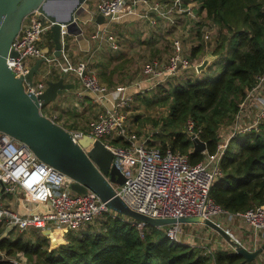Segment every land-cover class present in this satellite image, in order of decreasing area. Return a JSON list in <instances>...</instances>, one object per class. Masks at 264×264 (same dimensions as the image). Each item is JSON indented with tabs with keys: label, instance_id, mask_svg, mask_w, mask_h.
Wrapping results in <instances>:
<instances>
[{
	"label": "built area",
	"instance_id": "built-area-1",
	"mask_svg": "<svg viewBox=\"0 0 264 264\" xmlns=\"http://www.w3.org/2000/svg\"><path fill=\"white\" fill-rule=\"evenodd\" d=\"M89 5L91 9V3ZM181 6V0H174L173 7L163 6L158 0H97L95 9L105 18L106 25L100 29L101 33L109 32V24L126 15L132 14L155 22L156 16L153 17L152 12L170 19L173 8L179 10ZM53 24L54 21L38 9L28 13L12 41L11 49L16 54L8 55V66L16 77H22L24 90L34 94L45 89L46 80L55 72L77 78L80 84L77 98L81 99L88 93L98 105L99 113L85 128L67 129L75 140L85 133L100 138L112 151L113 163L126 177L123 184L116 185L121 198L131 208L154 217L201 215L222 226L225 221L223 216L226 219L239 217L250 231L246 243L240 241L229 227H224L248 248L259 247L257 241L264 240V205L232 214L210 196L212 183L222 174L220 162L227 143L218 144L214 153H207L201 161L193 164L187 154L170 148L163 150L158 144H152V138H141L130 125L128 106L132 95L126 86L109 87L90 66L89 59L74 61L63 47L61 54L56 56L53 50L42 45ZM68 34L70 32L66 25H61L62 42ZM107 38L115 48L114 35L109 33ZM172 46L165 60L155 58L143 66V74L153 86L183 75L196 65L180 40L174 39ZM41 57L43 61L39 66L38 77L34 75L33 83L30 84L25 76L30 66ZM259 96L261 103L257 113L250 116L252 122L235 126L228 140L258 129L264 121V72L256 75L255 82L239 103L234 118L242 121L248 117L254 100ZM44 114L61 124L56 120L55 113L48 111ZM187 127L190 136L196 133L192 120L188 121ZM113 138H121L124 143H113ZM72 181L65 173L39 159L28 144L0 130V239L11 231L38 230L45 233L78 228L105 212L117 213L93 191H74L70 186ZM18 200L33 203L35 207L20 212L12 207V201ZM138 226L142 228L143 224L138 222ZM180 230L181 223H171L167 225L166 234L180 241ZM2 253L13 264H33L23 252L9 257ZM244 264H261V261Z\"/></svg>",
	"mask_w": 264,
	"mask_h": 264
},
{
	"label": "trees",
	"instance_id": "trees-1",
	"mask_svg": "<svg viewBox=\"0 0 264 264\" xmlns=\"http://www.w3.org/2000/svg\"><path fill=\"white\" fill-rule=\"evenodd\" d=\"M190 1L197 2L199 10L218 26L212 52L225 54L224 64L220 72L211 67L204 77H190L172 86L169 116L154 135L159 142L152 143L185 153L194 164L217 150L219 128L232 123L256 75L264 72V0H182V5ZM48 40L52 51L51 32ZM203 50L200 40L192 46L191 58ZM189 120L206 142L205 151L194 150L187 130ZM111 142L124 143L121 138ZM234 148L230 143L226 147L220 162L222 174L210 188L214 201L232 214L264 205V121L258 129L244 133L239 151ZM97 219L96 224L71 233L68 243L56 250L48 251L46 238L31 230L35 238L28 231H11L2 237L0 251L6 255L23 252L30 262L35 257L36 264H242L244 259L234 249H218L210 255L199 246L170 238L167 227L165 231L151 224L140 228L139 221L120 213L105 212ZM0 264L13 263L4 258Z\"/></svg>",
	"mask_w": 264,
	"mask_h": 264
},
{
	"label": "water",
	"instance_id": "water-1",
	"mask_svg": "<svg viewBox=\"0 0 264 264\" xmlns=\"http://www.w3.org/2000/svg\"><path fill=\"white\" fill-rule=\"evenodd\" d=\"M87 0H0V130L5 131L29 145L42 161L59 169L73 179L71 188L76 192L91 190L106 202L107 206L122 215L142 224L168 225L181 222H203L222 234L243 256L242 264L254 260L264 249L263 243L250 249L234 238L228 230L214 220L201 215L180 217H154L131 208L116 191V185L124 183L126 177L113 163V153L102 139L85 133L75 140L70 131L41 111V107L55 100L74 83L66 82L64 76L47 79L45 89L39 93L26 92L22 77H16L7 63L8 55H15L11 49L14 37L21 28L23 18L38 9L50 20L53 53L61 54V25L68 29L79 28L81 21L91 15ZM96 21L104 22L102 14ZM218 54L212 51L195 65L200 73L205 70ZM43 58H37L30 66L25 78L32 84L39 72ZM194 150L205 151L206 142L196 133H191ZM4 254L0 251V260Z\"/></svg>",
	"mask_w": 264,
	"mask_h": 264
},
{
	"label": "rangeland",
	"instance_id": "rangeland-1",
	"mask_svg": "<svg viewBox=\"0 0 264 264\" xmlns=\"http://www.w3.org/2000/svg\"><path fill=\"white\" fill-rule=\"evenodd\" d=\"M90 1V0H89ZM96 1L91 2V8L95 9ZM182 1V0H181ZM195 3H191L188 6H181L178 12L183 13L181 19H179L178 24L176 27H173L171 30V34L167 31L166 37L169 42L168 48H163L162 43L166 42V39L160 43H157L150 48L142 39L145 36L152 35L151 28L152 27L146 18H141L136 21H132L129 24H123L122 26L118 27V38L120 41H125L128 43V49H126V53L123 57L117 58L115 63L117 67L129 69L130 75H124L122 79L129 77L131 81H138V82H145V76L143 74V66L145 63L149 62L155 57H158L162 60L171 53L172 51V41L174 39L180 40L184 49L187 53L191 54L192 46L197 44L198 42L203 41L204 43V50L200 52V54L193 59L194 64L201 62L203 57L208 53V51H212V49L216 45V39L218 36V26L212 22L209 17H206L204 11H200L198 5H194ZM193 6V7H192ZM180 16V15H179ZM200 33V37H199ZM171 35V36H170ZM206 39V40H205ZM151 40V39H149ZM121 43V42H120ZM160 47H159V46ZM112 46V45H111ZM158 49H154V48ZM112 48H114L112 46ZM151 49V52L149 51ZM48 49L51 50V46L49 43ZM107 51L106 49H104ZM115 54H120L119 51H115ZM119 56V55H116ZM225 54L218 56L215 61L209 65L205 70L202 71V74L199 77H204L211 69L214 67L217 72H220L223 64H224ZM214 64V65H213ZM215 72V71H214ZM199 72L196 70L195 66L191 67L189 70L184 72L183 75L175 76L171 78L168 82L156 84L154 86L147 85H133L130 90L127 91L132 95V101L128 106V116L131 128L137 132V134L142 137H149L153 139L152 141L159 142V139L156 138L154 135L156 132L162 128V124L165 118L169 116V106L172 103L170 97L171 88L172 86L176 85L182 80L187 78H195ZM201 73V72H200ZM38 77V74H35V78ZM143 80V81H142ZM121 83V82H120ZM107 84V83H106ZM140 84V83H139ZM108 85V84H107ZM109 87H113L108 85ZM116 86V85H114ZM247 92V91H246ZM170 93V94H169ZM165 96L167 100H164ZM244 98V97H243ZM243 100V99H242ZM261 101L260 96L254 100V104L252 105L250 115L245 117L242 121L237 120L236 118L233 119L232 123L229 125H222L219 128L220 140L219 144H224L225 142L228 144L230 143L231 146L239 151L240 147V140L243 138L244 133L239 134V136L232 141L228 140V137L231 135L235 126H241L242 124L246 123L249 124L252 122L253 116L257 113V108L259 107ZM48 104V103H47ZM45 104L43 106L42 111L44 113H48L49 106ZM59 112V111H58ZM83 123H86L87 119L84 118L79 119ZM85 120V121H84ZM157 120L159 123L154 125V121ZM70 123V120L67 123ZM80 125V124H79ZM133 126V127H132ZM70 127V126H69ZM68 127V128H69ZM186 128V125H183ZM73 128V127H70ZM188 130V127H187ZM155 143V142H154ZM152 143V144H154ZM226 146V147H227ZM101 217V216H99ZM224 218V226L231 225L230 221H227L226 217ZM97 217L93 218L91 221L86 222L83 226L78 228H66L64 230H56V231H48L42 232L37 230V234H39L42 238H46L47 245L44 246L47 248L48 251L56 250L59 248L60 245L68 243V236L71 233H76L82 228H86L88 225L96 224ZM235 220V219H234ZM237 224V221H233ZM149 226V225H148ZM150 227L165 231L167 225L157 226L151 225ZM182 230H180L179 239L180 242L188 243L191 245L199 246L202 248V251L209 253L212 255L218 249H234L232 245L227 246L228 244L224 243V239H226L222 234H220L216 229L212 228L211 226L203 223V222H181ZM244 228V227H243ZM240 232V237L243 239L245 238L246 234L248 233L247 229H243ZM18 232V231H13ZM32 232V233H31ZM234 234L235 232L232 231ZM29 234L31 238H35L33 231L26 232ZM25 233V234H26ZM47 233V234H46ZM26 234L25 236H27ZM227 240V239H226ZM241 241V238H240ZM12 256V255H6ZM5 257V255H4ZM264 256L260 257V260H263ZM27 258V257H26ZM28 259V258H27ZM257 260V259H255ZM31 262L35 263V257L31 259ZM36 264V263H35Z\"/></svg>",
	"mask_w": 264,
	"mask_h": 264
},
{
	"label": "crops",
	"instance_id": "crops-1",
	"mask_svg": "<svg viewBox=\"0 0 264 264\" xmlns=\"http://www.w3.org/2000/svg\"><path fill=\"white\" fill-rule=\"evenodd\" d=\"M95 0H87L88 3L94 2ZM163 6L166 7H173L174 0H158ZM191 3H195L194 5H198L197 2L190 1ZM184 6V5H183ZM199 6V5H198ZM185 7V6H184ZM193 7V6H192ZM173 8V12L171 13V18H166L161 16L158 13L152 12L153 17H155V22H151L148 20V23L152 26L151 33L152 35H148L143 37L142 39L144 42L150 47L153 48L154 45L160 43L161 40L163 41L164 38L168 36L166 32L168 31L171 34V30L173 27L179 22L183 13L178 12ZM91 15L87 17L85 21H81L79 28L68 29L70 34L64 36L62 47L65 50H68L72 59L74 61L81 60V59H89L90 66L93 70L97 73V75L101 78L102 81L107 83L108 85H121L126 86L127 89L133 85H149L153 86L150 81L145 78V82H138V81H131L129 77L125 78L124 80L122 77L124 75H130L129 69L117 67L115 61L117 58L123 57L126 53V49L129 46L127 42L120 41L118 38V27L122 26L123 24H129L132 21H136L141 19L135 15L129 14L121 18L120 20H116L109 24V32H101L100 29L103 28L106 24L104 22L96 21V15L99 14L94 11V8H91ZM180 15V16H179ZM111 33L115 37V44L117 45L115 48H112L111 41L107 38V35ZM48 35H45V40L43 41L42 45L45 47L49 46ZM171 36V35H170ZM151 39V40H149ZM121 42V43H120ZM173 42V41H172ZM171 43L169 40L166 39L165 43H162L163 48H168L167 46ZM159 46V45H158ZM160 47V46H159ZM149 51L151 52V49ZM106 49L107 51H105ZM154 49H158L157 47ZM173 49V46H172ZM54 50V46L52 47ZM115 51H119L120 54H115ZM119 55V56H116ZM158 58V57H155ZM167 58V57H166ZM160 59V58H159ZM162 60V59H161ZM201 73H197L199 77ZM60 76H64L66 82L74 83V87L66 90L62 94H60L55 100L49 102L47 105L49 106L48 111L50 113H55L57 116V121L63 124L66 128L73 127V128H85L87 123L94 117L97 116L99 113V107L95 104L91 96L86 93L83 98H77L76 92L80 88L79 81L73 75H62L59 72H55L51 75L50 79H57ZM143 81V80H142ZM121 82V83H120ZM140 83V84H139ZM59 111V112H58ZM84 118L87 119L86 123H83L79 119ZM70 123L67 126L68 121ZM84 120V121H85ZM80 124V125H79ZM69 127V128H70ZM71 128V129H73ZM26 204V205H25ZM33 203L30 202H23L22 200L12 201V207L17 209L20 212H27L30 208H34ZM237 221V224L233 221ZM227 221H230L231 225H227L231 229V231L235 232V235L241 241L246 243L247 238L249 237V228L245 227L242 220L238 218H227ZM244 227V228H243ZM243 229H247L248 233L246 234L245 238L243 239L240 237V232ZM264 240L257 241L258 246L263 243ZM224 243L228 244L227 246L231 245L230 242L224 239ZM227 249V248H226ZM261 253L255 258L257 259L255 263L260 262Z\"/></svg>",
	"mask_w": 264,
	"mask_h": 264
}]
</instances>
